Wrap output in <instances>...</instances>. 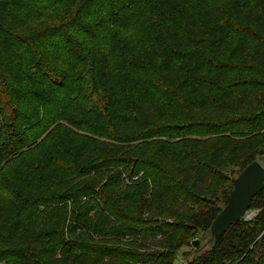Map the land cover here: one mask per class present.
Listing matches in <instances>:
<instances>
[{
    "label": "trees",
    "instance_id": "obj_1",
    "mask_svg": "<svg viewBox=\"0 0 264 264\" xmlns=\"http://www.w3.org/2000/svg\"><path fill=\"white\" fill-rule=\"evenodd\" d=\"M260 155L264 0H0V264H264Z\"/></svg>",
    "mask_w": 264,
    "mask_h": 264
},
{
    "label": "water",
    "instance_id": "obj_2",
    "mask_svg": "<svg viewBox=\"0 0 264 264\" xmlns=\"http://www.w3.org/2000/svg\"><path fill=\"white\" fill-rule=\"evenodd\" d=\"M233 185L227 204L214 219L210 228V243L213 246L231 225L244 220L253 197L264 190V167L258 160L251 162L233 179ZM192 244L197 247L200 240L195 238Z\"/></svg>",
    "mask_w": 264,
    "mask_h": 264
},
{
    "label": "rangeland",
    "instance_id": "obj_3",
    "mask_svg": "<svg viewBox=\"0 0 264 264\" xmlns=\"http://www.w3.org/2000/svg\"><path fill=\"white\" fill-rule=\"evenodd\" d=\"M86 70L88 71V68L86 67ZM89 80H91V76L88 74V72H86L85 74V78H83V84H84V89L82 91V93H87V89L91 86V82L92 80L89 82ZM257 160L260 162V164L264 167V155H260L257 157ZM236 177V175H235ZM145 217H148L147 215H145ZM211 234L208 231H199L198 233V238L202 239V243L204 246H206V244L210 241ZM209 240V241H208ZM187 251V252H192V254L190 255H184L183 253ZM194 248L193 247H182L179 251H178V256L177 258L174 260L173 264H184L187 261L191 260L193 255L196 254L194 253Z\"/></svg>",
    "mask_w": 264,
    "mask_h": 264
},
{
    "label": "built area",
    "instance_id": "obj_4",
    "mask_svg": "<svg viewBox=\"0 0 264 264\" xmlns=\"http://www.w3.org/2000/svg\"><path fill=\"white\" fill-rule=\"evenodd\" d=\"M255 215H256V211H254V210H249V211L246 213L245 218H246V219H251V218H253Z\"/></svg>",
    "mask_w": 264,
    "mask_h": 264
}]
</instances>
